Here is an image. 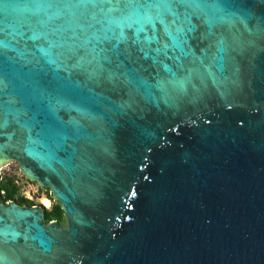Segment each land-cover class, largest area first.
Wrapping results in <instances>:
<instances>
[{
	"label": "water",
	"instance_id": "water-1",
	"mask_svg": "<svg viewBox=\"0 0 264 264\" xmlns=\"http://www.w3.org/2000/svg\"><path fill=\"white\" fill-rule=\"evenodd\" d=\"M0 264H264V0H0Z\"/></svg>",
	"mask_w": 264,
	"mask_h": 264
},
{
	"label": "rangeland",
	"instance_id": "rangeland-1",
	"mask_svg": "<svg viewBox=\"0 0 264 264\" xmlns=\"http://www.w3.org/2000/svg\"><path fill=\"white\" fill-rule=\"evenodd\" d=\"M0 175H1L2 181H10L16 187V192L13 195V200L15 202L19 198H24L30 201L33 205L41 204L39 200L41 197L43 198L45 197L44 191H42L35 182L26 179L20 173L19 167L15 162H10L7 165L3 166L0 170ZM42 206L45 207L43 204ZM46 209L49 210L50 206ZM57 220L62 225L65 224V218L63 217V215L59 217Z\"/></svg>",
	"mask_w": 264,
	"mask_h": 264
},
{
	"label": "trees",
	"instance_id": "trees-1",
	"mask_svg": "<svg viewBox=\"0 0 264 264\" xmlns=\"http://www.w3.org/2000/svg\"><path fill=\"white\" fill-rule=\"evenodd\" d=\"M1 191L4 192V194H1ZM16 192V187L10 182V181H0V199L2 201H5L7 199H13V195ZM46 194L50 197V199L52 200V197L49 193L48 190H45ZM16 202L20 203V204H32L30 201L24 199V198H19ZM52 207L50 210H47L44 208V217L45 220H50L53 218L58 219L59 217L62 216V209L60 208V206L58 204H56L53 200H52Z\"/></svg>",
	"mask_w": 264,
	"mask_h": 264
},
{
	"label": "flooded vegetation",
	"instance_id": "flooded-vegetation-1",
	"mask_svg": "<svg viewBox=\"0 0 264 264\" xmlns=\"http://www.w3.org/2000/svg\"><path fill=\"white\" fill-rule=\"evenodd\" d=\"M1 170V169H0ZM27 179V178H26ZM0 181H2V179H1V175H0ZM34 182V181H33ZM36 183V182H35ZM37 184V183H36ZM38 185V184H37ZM38 187L42 190V191H44V195H45V197L49 200V205L48 206H46V205H44L43 203H42V199H44L43 197H41L40 198V202H41V204H39L38 206H41L42 208H43V210H44V208L46 207V208H48L49 206H50V209H51V207H52V200L50 199V197L46 194V192H45V190H47V189H43V188H41L39 185H38ZM49 191V190H48ZM50 193V192H49ZM1 194L3 195L4 194V192L3 191H1ZM51 195V194H50ZM25 197H26V195H25ZM52 197V196H51ZM10 201H14L13 199H7V200H5V201H2L1 199H0V202H3V203H6V202H10ZM16 203H18V202H16ZM18 204H20V203H18ZM42 204L45 206V207H43L42 206ZM21 205H24V204H21ZM33 204H29V205H27V206H32ZM37 205V204H36ZM35 204L33 205V206H36ZM45 208V209H46ZM49 209V210H50ZM48 210V209H47ZM62 215H63V213H62ZM63 217H64V215H63ZM65 218V217H64ZM44 220H45V217H44ZM53 220H55V221H57L58 223H59V225L60 226H65L66 225V221H65V224L64 225H62L56 218H53V219H50V220H45L46 222H48V221H53Z\"/></svg>",
	"mask_w": 264,
	"mask_h": 264
},
{
	"label": "bare ground",
	"instance_id": "bare-ground-1",
	"mask_svg": "<svg viewBox=\"0 0 264 264\" xmlns=\"http://www.w3.org/2000/svg\"><path fill=\"white\" fill-rule=\"evenodd\" d=\"M42 203L46 206L49 205V200L47 198L42 199Z\"/></svg>",
	"mask_w": 264,
	"mask_h": 264
},
{
	"label": "built area",
	"instance_id": "built-area-1",
	"mask_svg": "<svg viewBox=\"0 0 264 264\" xmlns=\"http://www.w3.org/2000/svg\"><path fill=\"white\" fill-rule=\"evenodd\" d=\"M21 173V172H20Z\"/></svg>",
	"mask_w": 264,
	"mask_h": 264
}]
</instances>
